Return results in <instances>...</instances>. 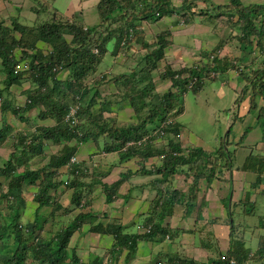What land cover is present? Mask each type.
<instances>
[{
	"label": "trees",
	"instance_id": "1",
	"mask_svg": "<svg viewBox=\"0 0 264 264\" xmlns=\"http://www.w3.org/2000/svg\"><path fill=\"white\" fill-rule=\"evenodd\" d=\"M182 2L184 5L181 11L176 10L178 17L174 22L183 27L192 23L196 14H205L228 25L237 16L236 25L241 33L228 34L224 39V42H236V52L217 55L221 49L219 42L207 54L202 52L203 58L200 55L194 64L179 67L174 63L166 64L164 72L171 83L170 89L157 97V103L149 108L145 117L136 115L138 120L124 126L118 125L110 116L104 117V113L112 112V103L114 106L123 100L129 101L133 111L139 114L145 106L142 100L145 92L137 89V83L148 76L147 70L142 69L138 74L131 70L115 77L116 90L109 98L112 103L104 99L99 108H95L98 92L89 94L84 80L96 71L97 64L107 53L114 56L127 54L136 44H140L143 50L148 48L149 43L143 39L146 33L143 24L171 15L175 11L173 0H98L99 22L93 26H84L76 18L58 13L50 0H37V5L31 6L36 15L35 23H23L19 17L13 18L10 24L0 21V64L5 75L4 86L0 89L1 114L11 113L20 118V112L38 109L40 119L54 121L50 126L37 127L31 138L21 135L18 140L11 137L8 124L0 125V147L8 142L6 150H10V157L0 165V264H103L104 258L97 256L90 262H81L75 253L76 247H70L72 236L82 227L83 233L89 231L113 238L112 247L106 248L109 264H115L116 256L124 250L128 251L126 257L129 260L139 242L161 241L172 233L168 219L179 206H194L200 182L210 184L224 168L233 165L236 146L241 141L230 149V130L214 150L192 143L186 145L178 137L182 130L179 117L185 111L183 98L187 92L198 94L205 79L218 77L225 82L230 71L234 72L239 86L245 84L240 102L246 95L249 97L250 114L257 107V98H264V4L246 5L241 0H228L224 4L212 3L200 11L196 3ZM51 9L50 16H42ZM168 36H171L169 28L157 34L156 48L146 56L147 64L165 55ZM43 45L49 49L46 51ZM22 61L28 63V69L17 71L16 66ZM61 69L69 70L65 80L58 77ZM97 79L96 83L100 85L107 81L105 76ZM21 83H26L27 88L24 101L16 105L8 98L9 89ZM71 108H77L74 124L64 121ZM257 117L264 118V105ZM42 139L52 140L62 147L48 156L47 163L42 162L33 169L32 166L39 163L35 161L30 165V158L44 159ZM100 139L103 140L100 152L118 153L119 162L132 157L144 163L153 158L160 159L152 168L159 175L150 181L154 197L146 212L129 224H123L115 217L108 218L106 210L94 213L90 195L99 183L107 205L117 199L124 178L120 176L111 184L105 183L102 179L107 171L101 173L100 180L94 181L93 178L98 177L96 170L89 171L83 160L70 162L82 143L93 141L97 144ZM255 162L249 155L244 166L248 168ZM182 170L185 181L181 186H187L185 193L172 184L175 175ZM32 188L35 191L28 200L24 190L31 191ZM64 198H68L67 205L63 203ZM26 212L34 218L29 216V220L23 222ZM39 215L42 221H39ZM47 219L57 222L61 219L55 229L46 228L49 235L44 232ZM132 224L138 228L135 233L128 231ZM260 236L259 247L251 250L243 237L233 234V225H230L228 249L211 259V263L230 264V259H234L237 264H252L257 261L254 258L258 254L263 260L264 234ZM166 264L200 263L189 257L170 254Z\"/></svg>",
	"mask_w": 264,
	"mask_h": 264
},
{
	"label": "crops",
	"instance_id": "2",
	"mask_svg": "<svg viewBox=\"0 0 264 264\" xmlns=\"http://www.w3.org/2000/svg\"><path fill=\"white\" fill-rule=\"evenodd\" d=\"M189 1L194 2V4L196 3L198 10L201 11L205 10L207 5L210 6L212 3L224 4L228 0ZM241 1L246 5H250L252 3L264 4V0ZM86 3L87 0H67L65 7L66 11H64V13L62 12L63 16L76 18L79 20V22L81 21L83 25H88L86 15H84L86 13L90 21L89 23L97 24L99 22L98 12L94 13V9L87 7ZM96 4L97 2L95 3V8ZM183 5L184 4L182 0H173L172 6L175 8V11L172 12L171 15H165L166 18L163 16L161 19H159L160 21H164V24L160 26L159 30H163L164 27H166L165 29L169 28L171 30V40H175V34L181 29H185V27L174 22L176 18H171L172 15L175 14L176 9L181 11V7ZM18 9L19 8H16V10ZM210 20L211 18H208L205 14H196L193 16V21L189 25L190 27L192 26V28H197L195 23L200 24L201 28L199 30L202 31V33L203 27H206L204 35L206 34V36H210ZM158 22L152 24H157ZM183 38L184 37L181 36L178 37L180 48H183L186 44V41ZM180 39H182V41H180ZM203 43L205 47L206 45L204 39ZM203 43L200 44L203 45ZM233 43L236 45V42ZM228 76L229 79L225 81L224 84L232 83L233 86L227 84L228 87L224 92V98H227V93H230V100L229 98L226 99V101H224L226 103L222 104L218 112L223 111V116L220 119L224 124V128L228 130L230 125L232 128L234 126L237 127L236 133L229 135L228 139L231 143L228 144L229 148L233 149L234 144H237L241 141V144L236 146L233 157V165L224 168L222 174L218 178H214L216 180L213 182L211 181L210 184H206L204 181L200 182L199 190L196 197L194 198V206L192 208L181 205L175 210L173 216L168 219L173 234L171 233L167 238L165 237V239L161 241L155 240L139 242L136 252L130 255V259L128 260V257H125V264L163 263V259L156 257V252L164 255L165 259H167L169 256V253H178L181 255L180 257L192 258L200 264H211V259L216 258L219 253H223L221 252L223 248L224 251L228 249L230 244V225H233V234L243 237L247 246L250 248L252 247L251 250L256 249L255 247L258 245V242L261 239L260 235L264 234V160L262 163L256 160L258 157L264 159V118L258 119L257 117V112L259 113L260 107L264 105V98L260 96L259 99L256 100L257 107L252 111L251 114L248 111V96L245 97L237 106L232 105L229 107L228 102L230 101L229 103H231L234 99V88L239 85L236 82L233 71H230ZM4 77L0 78V86H4ZM242 85L243 84L239 86L241 90ZM26 88V83H22V85H13L9 89L10 94L8 95V98L17 105L18 95L24 97V90ZM112 107V112L110 113H114L118 108L117 105ZM228 109L230 111H227ZM37 111L38 109L30 110V113L36 112L35 116H33L35 121L31 120V124L28 126H23V123H27L28 118L31 119L32 116L30 117L25 113L20 112V115L24 117L21 116L19 118V116H17L14 118L11 117V113H8V125L11 127V129L14 128V132H12L11 137H14L16 140L19 139L18 137L26 135L30 137L33 133H35L37 127L50 126L54 124V121L51 118L40 119L38 117ZM211 112L215 113V110H211ZM212 115L214 117V114ZM2 117L3 116L0 115L1 127L3 126ZM10 118H14L13 123L9 121ZM44 120H49V123H39ZM244 129H248L246 135L243 134ZM224 139L225 136L222 138V140L224 141ZM16 140L14 142H16ZM47 142L50 143V141ZM47 142H45V146L47 145ZM7 143L0 147V149L6 147ZM190 143H193L192 140ZM93 144H95L93 141L82 143L79 146L77 155L79 160H83L86 163L85 165L91 169H99L100 171L105 169V171H108V174L102 179L103 182L110 184L120 178L123 167H118L117 165H134V162L121 163L116 161H112V165H109L108 163H105L104 160L102 161L104 164L97 165L95 163L96 156H107L104 152H98V149L93 150ZM193 145L196 144L194 143ZM218 146L219 144L215 147H210V149H205L211 151ZM49 149L50 148L47 146L43 152L46 153V150L48 151ZM56 149L57 148H53L50 149V151L53 152ZM95 152L98 153L94 154ZM90 153L92 154L90 155ZM249 155L253 156L256 162L253 166L249 165L248 168H245L244 163L248 159ZM1 160L2 158L0 157V161ZM28 163L33 165L31 160H29ZM145 164V169L138 168L135 171L125 170L127 179L125 180V183H123V190H119V192L128 196V199H116L117 203H115L114 200L112 203H108L106 205L104 204V200H102V195L98 194V188L95 191L96 197L95 194L92 196L93 212L99 213L103 210H106L108 218L116 217L117 220L123 224H129L132 221L137 220L139 215L146 212L150 200L154 197L152 194L153 190L150 187V181L154 178H152V176L149 174L150 171L148 170V165L152 167L153 164H150L149 160L147 163L145 162ZM112 170H115L116 172L112 173ZM119 170H121V172H119ZM95 179L98 181V178ZM179 187H181V185ZM204 201L206 204H203ZM63 203L67 205L68 198H64ZM250 218L257 220L251 221ZM186 220H188L189 223L190 220L195 222V226L192 227L193 229L184 226ZM54 223H56V225L58 224V222L55 221ZM186 233L191 236V239H186ZM196 235L198 236V239ZM112 244V237L97 233L90 235L89 231L83 234L82 227L80 231H77L72 236L71 246L77 248L78 254L80 256L82 255L84 261H88V256L90 257L92 255L93 258L96 257L92 249L97 247H100L101 249L110 248ZM254 264L262 263L260 261H254Z\"/></svg>",
	"mask_w": 264,
	"mask_h": 264
},
{
	"label": "rangeland",
	"instance_id": "3",
	"mask_svg": "<svg viewBox=\"0 0 264 264\" xmlns=\"http://www.w3.org/2000/svg\"><path fill=\"white\" fill-rule=\"evenodd\" d=\"M97 1L98 0H87V3H86L87 7L94 9V13H97L96 8H95V3ZM50 2L52 3V6L54 8H57L59 10L58 13L61 14L62 12L64 13V11H66L65 7H66L67 0H50ZM33 5H37V0H0V21H3V23L5 24H10L13 18L19 17V20L21 22L26 23V24H33L36 22V15L34 12L31 11V6ZM16 8L20 9V10L18 9L19 12L16 10ZM51 11L52 9L48 11V14L47 12H44L42 16L43 17L50 16ZM84 15H86V19L88 22V25H85V26L95 25L94 23H89L90 21L86 13ZM177 17H178V14L175 13L172 15L171 18L175 19ZM164 18H166V16ZM237 20H238L237 16L233 17L232 23L228 25L227 23H224V22L220 24L219 21L215 20L212 17L211 20L209 21L210 30H211L210 36H206V34L204 35V31L206 30V27H203V33H202V31L199 30L201 28L200 24L195 23L198 29L192 28V26L190 27V25L187 24L186 26H184L185 29H181L178 33L175 34V40H170L169 36L168 38H166V41L169 44L164 49L165 55L160 58H155L153 62L149 64H147L146 56L150 54L149 53L150 51L156 48V46L154 47V43L156 42L157 34L167 29H165L166 27H164L163 30L161 31L159 30L160 26L164 24V21H160V20L159 22L158 21H148V23H144L143 25H144V30L146 31V33L143 36V39L149 43L148 48H145V50H143L142 48H140V44H136V47L135 48L132 47L131 50L129 49L127 51L128 52L127 54L120 53L114 56V55H111L110 53H107L105 56H103V58H101L100 62L97 64L95 68L96 71L91 72L85 78L84 84L89 90V94H93V92L95 91L98 92L99 98H97L98 102L95 105V108H99L100 103H102L104 99L112 103V100H109V98L112 96L111 93L115 92L116 90V83L114 81L115 77L120 76L124 73H129L131 70H135L138 74V71H142V69H144V70H147L148 76L145 79L139 80V82L137 83V89L141 92H143L144 90L145 92V96L143 95V98H142V100L145 103V106L141 109L142 111H140L139 114L135 113L129 101L121 100L120 101L121 103L118 102L116 104L118 107L117 110L114 113L105 112L104 117L110 116L111 119H116L117 124L120 126H124L128 123H132V121H134L135 119L138 120L136 115L145 117L148 114L147 111H149V108L155 106V104L157 103V97L161 96L163 93H165L166 91L170 89L171 83L168 78H165L166 71L164 72V67L166 66V64L171 65L174 63L176 67L187 66L190 63L194 64L193 63L194 61H198L200 59V55L202 56V52L207 54L219 42L221 43V49H219L216 52L217 55L218 54L225 55L227 53L233 54L236 52V48H235L233 41L230 40V41L224 42V39L226 38L228 34L241 33L238 30L239 26L236 25ZM155 22H158V23L152 24ZM179 36L184 37L183 39L186 41V44L184 45L183 48H180L179 46L180 45L179 39H178ZM66 38L67 40H70L71 37L67 35ZM203 39L205 40V45H206L205 47H204ZM180 41H182V39H180ZM200 43H203V45ZM185 47L187 48V50L185 49ZM43 48L46 51L47 49H49L47 48V46H44V45H43ZM152 58L154 57L152 56ZM68 74H69L68 69H61L58 72V77L60 80H65L68 77ZM100 76H105L107 80L106 83H104L103 85H100L101 83H96L98 82L97 77H100ZM139 76L140 75H138V77ZM225 76L226 75H224V77ZM2 77H4V72L2 68L0 67V78ZM235 79H236V76H235ZM15 85H22V83L15 84ZM227 87H228L227 83L224 84V81L220 80V78L216 77L215 80L209 78V79H205V84L203 85V88L200 90L198 94L187 92L184 95L183 100L185 104V111L179 117V122L181 123L182 130L181 132H179V136H178L180 137V140H182L184 144L189 145L192 140L193 142L192 144L195 143L197 146H202L207 149H210V147H215L219 144L220 139L223 138V136L225 135L227 131V129L224 128V124L222 123L220 119L223 116V111L218 112L222 104L226 103L224 101H226V99L228 98L230 100V95H231L230 93H227V98H224V92L227 89ZM2 88L3 86H0V89ZM234 89H235L234 99L231 103H229L230 101L228 102L229 107H231L232 105L237 106L240 103L241 89L239 86H236ZM4 94L6 95L7 92L4 91ZM19 100L24 101V97L18 95V103L21 102ZM12 103L14 102L12 101ZM112 104L110 105L111 107H112ZM211 110H215V113L211 112ZM35 113L33 112L30 113V110L25 112L27 116H30V117L32 116V117L31 119L28 118L27 123L26 122L23 123V126H28L29 124H31L30 123L31 120L35 121V119L33 118V116H35ZM212 114H214V117ZM0 115L3 116L2 117L3 125L8 124V118H7L8 113L7 115L6 114L3 115L0 112ZM11 117L16 118L17 116L11 115ZM13 119L10 118L9 121L13 123L14 122ZM39 123L47 124L49 123V120L47 121L44 120ZM93 128H95V126H93ZM10 131L12 134V132H14V128L10 129ZM236 131H237V127L234 126L231 130L230 135L235 134ZM247 132H248V129H244L243 134L246 135ZM47 141L48 140H46V142ZM71 143H74V140ZM102 145H103V140L100 139V141H98L97 144L95 143L92 145V149L93 150L98 149V152L102 151L101 150ZM158 145L160 146V144ZM47 146H49V142H47L46 146L44 145V142H43L42 147L46 148ZM48 151H50V149ZM9 152L10 150H6V147H3L0 149V157L2 158V160L0 161V164H2L5 160H7V158L10 157ZM98 152H95L94 154H97ZM91 154L92 153H90V155ZM48 156L49 154L44 153L43 160H41L42 158L40 157H34V156L30 158L32 162L36 161L37 163H39V165L32 166V168L34 169L42 165V162L47 163L49 159ZM106 156L107 157H103L100 155L96 156L95 163L97 165H102L104 164L102 163V161L104 160L105 163L112 165V161L119 162L118 153H109V154H106ZM256 160L262 163L264 159H261L260 157H258ZM159 161L160 159L158 160V159L153 158L149 160V163L158 164ZM251 161H252V158H251ZM124 162H134V165H117L118 167H123L121 177L124 178V183H125V178H127L125 170L135 171L138 168L145 169L146 167L145 166L146 164L144 162H140V159L137 157H132L130 159L121 160V163H124ZM249 165H252V164L250 163ZM148 167H149L148 170L150 171L149 174L152 176V178L159 177V175H156L151 170L152 167H154V165L152 167L148 165ZM98 170H96V176H98L96 178L100 180L101 173H107V170L106 171L105 169H102L101 171L100 170L98 171ZM115 172H116L115 170H112V173H115ZM119 172H121V170H119ZM182 172L183 170L181 172H178L175 175V178L172 181L173 185H176L179 187L180 185H182L183 181H185V175H183ZM188 180L186 181L188 182ZM214 180L216 179H212V182ZM186 187L187 186L180 187L182 193H185ZM98 188H99L98 194L102 195V200H104L105 194L104 192H102L100 185H97V189ZM119 190H123V184L120 185ZM152 190H153L152 194L154 195L155 191L153 188ZM33 191H35V188H32L31 191H28L27 189L24 190V193L27 196L28 200L31 199V196H33ZM95 197H96V194H95ZM124 198L128 199V196L121 194V193L117 195V199H124ZM112 202H109V203H112ZM115 203H117L116 200H115ZM204 203L205 201L203 202V204ZM218 203H221V202H218ZM45 209H48V208H45ZM25 214L28 216L31 215L30 212L24 213V216ZM250 220L256 221L257 219L250 218ZM184 226H186L187 228H192L195 226V222L193 220H190V223H189V221L186 220ZM137 229H138L137 226L132 224L130 225L128 231L135 233ZM92 234L93 233L90 232V235ZM172 234H173V231H172ZM186 235H187L186 239L188 240L191 239V236H189L188 233H186ZM197 239H198V236H197ZM258 247L259 245H257L255 248H258ZM92 250L94 251L93 252L94 255H97V257L104 258L103 264H109V254H106L107 252L106 248L101 249L100 247H97ZM223 251H224V248L221 250V252ZM116 257H117V261L119 264H125L124 254L116 256ZM156 257L159 259H165L164 255H161L158 252H156ZM87 258L88 260H92L93 256L91 255L90 257L88 256ZM260 258H261V255L258 254L255 256L254 259L259 261ZM113 259L115 258L113 257ZM117 261L115 262V264L117 263ZM260 262H263V261L260 260ZM252 264H254V262H252Z\"/></svg>",
	"mask_w": 264,
	"mask_h": 264
},
{
	"label": "clouds",
	"instance_id": "4",
	"mask_svg": "<svg viewBox=\"0 0 264 264\" xmlns=\"http://www.w3.org/2000/svg\"><path fill=\"white\" fill-rule=\"evenodd\" d=\"M66 17V16H65ZM68 18H70V17H68ZM85 26V25H84ZM21 63H26L27 64V67L26 68H21V70H27L28 69V63L26 62V61H22V62H20V64ZM18 71H20V70H18ZM244 86H245V84H243L242 85V90H241V96H240V98H242V93H243V91L245 90L244 89ZM245 97H247V95L245 96ZM262 97V96H261ZM242 101V100H241ZM66 117V116H65ZM65 117H64V121L65 122H67L66 120H65ZM67 123H69V122H67ZM72 124V123H71ZM74 124V123H73ZM230 130V132H229V135H230V133H231V130H232V126L230 125L229 126V129L226 131V133H225V138L227 137V133H228V131ZM229 135H228V138H229ZM224 136H223V138H224ZM30 138H31V136H30ZM10 139V138H9ZM46 140L47 139H42V140H40V143H41V146H43V142H44V145H45V142H46ZM48 141H50V143H49V148L50 149H53V148H57L55 151H53V152H49V151H47L46 150V153L47 154H49V155H51V154H54L56 151H58L61 147H62V145L61 144H57L56 142H54V141H52V140H48ZM228 146H225V150L226 151H228ZM45 150V147H42V153L41 154H44V151ZM72 157H76V161L75 162H71V159H70V162L71 163H78L79 161H81V160H79V157H78V155H74V156H72ZM71 157V158H72ZM31 160V159H30ZM5 162V161H4ZM3 162V163H4ZM145 162H147V161H145ZM3 163L2 164H0V165H3ZM93 169H91L90 167H89V171H92ZM96 178V177H95ZM95 178H93V180L95 181L96 179ZM127 179V178H126ZM153 180V179H152ZM113 183V182H112ZM111 184V183H110ZM97 185H100L99 183H97ZM97 185L96 186H94V189L92 190V192H91V194L90 195H94L95 194V191L97 190ZM150 187H151V185H150ZM152 188V187H151ZM120 193V192H119ZM94 199H95V197H94ZM95 213V212H94ZM33 217V215L31 214L30 215V218H32ZM25 218V219H24ZM24 218L22 219V220H24L23 222H25V221H27V220H29V216L28 215H26L25 214V216H24ZM116 218V217H115ZM117 219V218H116ZM43 220V218L39 215V221H42ZM61 220V219H60ZM59 220V221H60ZM54 221L55 220H49V219H47V222H46V224H45V226H44V232L46 233V234H49L47 231H46V228L47 227H50V228H52V229H55L56 228V223H54ZM58 221V222H59ZM55 222H57V221H55ZM91 233H94V232H91ZM84 234V233H83ZM98 234V233H97ZM170 235V234H169ZM168 234L167 235H165V237L167 238L168 236H169ZM113 242H114V240H113ZM72 245V238H71V240H70V247H73V246H71ZM113 245V244H112ZM112 245H111V247H112ZM110 247V248H111ZM8 248H9V250L11 249V245H9L8 246ZM105 249V248H104ZM76 252V254H77V256L79 257V259H80V261L81 262H90V261H92V260H88V261H84L83 260V258H81L82 257V255L80 256L79 254H78V251H77V248H76V250H75ZM69 252H71V249L69 250ZM127 250H124V252L122 253V254H124V259H125V257H126V254H127ZM121 254V255H122ZM170 254H172V255H175V254H177V255H179V256H181L180 254H178V253H169V255ZM97 256V255H96ZM165 261V262H164ZM166 261H167V259H163V263L162 264H166ZM258 261V260H257ZM260 261V260H259ZM263 262H261L262 264H264V260H262ZM161 263V262H160ZM159 264V263H158ZM212 264V263H211Z\"/></svg>",
	"mask_w": 264,
	"mask_h": 264
},
{
	"label": "built area",
	"instance_id": "5",
	"mask_svg": "<svg viewBox=\"0 0 264 264\" xmlns=\"http://www.w3.org/2000/svg\"><path fill=\"white\" fill-rule=\"evenodd\" d=\"M27 67V64L26 63H21V64H19V65H17L16 66V70L18 71V70H20L21 68H26ZM76 112H77V108H71L70 109V111H69V113L66 115V117H65V120L67 121V122H69V123H75V114H76ZM77 159H76V157H72L71 158V162H75ZM230 264H237L235 261H234V259H230Z\"/></svg>",
	"mask_w": 264,
	"mask_h": 264
}]
</instances>
